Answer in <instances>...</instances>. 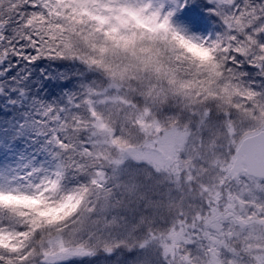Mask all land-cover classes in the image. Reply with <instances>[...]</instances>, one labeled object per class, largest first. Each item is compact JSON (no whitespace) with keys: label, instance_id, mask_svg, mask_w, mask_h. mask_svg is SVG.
<instances>
[{"label":"snow or ice","instance_id":"obj_1","mask_svg":"<svg viewBox=\"0 0 264 264\" xmlns=\"http://www.w3.org/2000/svg\"><path fill=\"white\" fill-rule=\"evenodd\" d=\"M0 264H264V0H0Z\"/></svg>","mask_w":264,"mask_h":264},{"label":"rangeland","instance_id":"obj_2","mask_svg":"<svg viewBox=\"0 0 264 264\" xmlns=\"http://www.w3.org/2000/svg\"><path fill=\"white\" fill-rule=\"evenodd\" d=\"M142 178L145 180V182H148V181H147V177H142Z\"/></svg>","mask_w":264,"mask_h":264}]
</instances>
